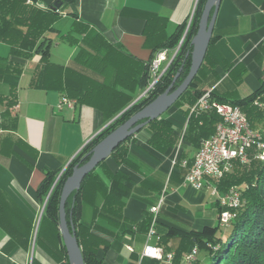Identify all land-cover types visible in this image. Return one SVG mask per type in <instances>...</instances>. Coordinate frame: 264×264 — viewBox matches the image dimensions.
<instances>
[{
    "label": "crops",
    "instance_id": "0c3cea01",
    "mask_svg": "<svg viewBox=\"0 0 264 264\" xmlns=\"http://www.w3.org/2000/svg\"><path fill=\"white\" fill-rule=\"evenodd\" d=\"M55 1L26 4L46 11ZM197 2L74 0L61 5L51 28L43 33L50 41L49 61L71 69H54L60 80L44 75L41 55L34 48L18 55L0 40V61L14 70L0 79V264H69L63 258L55 260L34 243L44 206L38 189L45 173L59 175L84 143L109 123L117 107L138 98L143 89L141 65L151 64L162 50L166 59L159 71L165 69L177 51L165 44L184 26L183 39ZM75 22L80 27L75 28ZM211 38L216 63L211 83L205 87L219 93L235 91L240 97L256 90L264 73V0H221ZM62 85L68 95L81 97L79 101L70 97L76 101L72 108H56L63 96L58 88ZM13 93L16 102L8 108ZM191 106L182 103L161 115L172 125L173 146L152 147L145 126L126 140L124 162L108 156L93 169L100 190L122 198L125 220L139 223L147 212L155 218L156 235L148 243L164 252L181 248L185 253L183 234L214 226L212 218L217 221L221 192L214 191L215 180L204 177L196 187L186 181L187 171L180 164L197 150L187 136L183 138ZM100 190L94 191L87 182L78 219L94 224L92 232L108 242L105 251L97 252L102 264H151L156 259L142 255L147 231L133 227L118 235L119 230L99 215L104 204ZM206 198L210 208L203 206ZM25 220L31 221L33 232L27 247L13 243L10 236L22 229Z\"/></svg>",
    "mask_w": 264,
    "mask_h": 264
},
{
    "label": "trees",
    "instance_id": "16d2710c",
    "mask_svg": "<svg viewBox=\"0 0 264 264\" xmlns=\"http://www.w3.org/2000/svg\"><path fill=\"white\" fill-rule=\"evenodd\" d=\"M30 1L35 4L38 0ZM58 1L62 2V6H68L74 2V0ZM204 3L205 0H198L192 21L183 39H181V35L184 26L171 41L165 44L167 48H177V51L153 87L144 95H139L137 99L132 98L117 107L108 117L107 122L109 123L72 158L60 175L55 176L54 172L49 171L45 173L38 189L39 199L44 202V206L34 235V243L40 245L55 260L63 258L68 261L67 252L58 228L59 197L64 180L71 174L72 168L76 164L81 165L88 160L92 148L105 135L161 94L171 83L180 67L182 68L172 89L182 82L190 67L191 39L197 30ZM34 4L28 5L26 0H0V40L8 43L11 47V52L18 55H26L34 48V51L41 55L44 75L55 78L57 75L54 73V69L71 70L68 67L55 65L49 61L50 41L43 37L45 30L51 28V23L56 19V11L59 8L41 11ZM6 14H10V18H5ZM73 26L75 28L80 27L79 23L76 22ZM212 41L213 38L210 39L203 63L198 69L196 76L172 106L182 103L193 105L204 92L209 90L205 86L207 84L209 86L211 83L212 77L210 76L214 75L216 63L210 52ZM0 63V79L4 77L5 72H10V70L14 72L9 64H5L3 61H0ZM149 68L150 63L141 65L142 74L140 81L143 84L141 93L151 81ZM57 77L60 80L61 76ZM15 82L13 81L12 86H15ZM58 88L63 90V96L68 98L75 97L76 101L81 99V97L68 95L64 91L65 85ZM210 95L212 99L220 103L238 106L245 113L249 125L264 133V73L260 77L258 88L245 97L238 96L235 91L219 93L215 88L210 90ZM15 102L16 99L13 93L8 108L12 107ZM219 120L220 117L213 110L197 114L192 113L189 116L186 133L183 138L187 136L189 141L198 148L201 140L209 137L214 132L215 125ZM146 127L151 134L149 144L152 147L163 150L173 146L175 143L176 136L173 134L172 125L163 116L151 121ZM126 140L120 143L110 154L117 162L126 160ZM187 160L190 161L191 159ZM88 181L91 182L94 191L100 190L99 182L95 181L92 170L84 177L79 189L73 191L67 198L65 204L66 218L68 224H72L75 229L84 264H102L97 252L99 249L105 251L108 247V242L92 232L94 224L86 225L78 219L82 191ZM114 182L115 178L113 177L112 183ZM52 185L53 187L49 192ZM234 185L239 186L241 205L233 210L234 216L227 225L223 226L219 222L220 212L227 207L220 206L217 203V222L214 226L206 227L202 231L191 230L183 234L184 238H186L185 246L188 247L185 253L193 246L197 248V254L192 264H264V160L251 159L249 163H241L239 160H235L231 172L222 177L217 183V189L224 193ZM100 191L104 195V204L99 215L104 217L109 225L119 230L117 232L118 235L132 231L133 227L147 231L152 219L148 212L141 222L129 223L122 216V198L117 195L106 194L103 189ZM22 223L26 227V233L23 234L22 226L19 232L11 233L10 236L13 243L27 247V244H30L33 239V232L31 233L32 224L30 220L22 221ZM4 224L2 223V226L6 228ZM169 234L170 231L167 235ZM183 251L184 249L181 248L176 249L173 252V258L170 263L155 260L151 264H180L185 254Z\"/></svg>",
    "mask_w": 264,
    "mask_h": 264
},
{
    "label": "built area",
    "instance_id": "2783aa9c",
    "mask_svg": "<svg viewBox=\"0 0 264 264\" xmlns=\"http://www.w3.org/2000/svg\"><path fill=\"white\" fill-rule=\"evenodd\" d=\"M26 2L29 3L31 1L26 0ZM165 54L166 50H162L151 61V81L140 96L151 89L163 73L164 69L159 71V66L165 61ZM75 103L74 99L62 96L58 100L56 108L61 109L64 106L72 108ZM210 110L216 112L220 117V120L215 125L214 132L209 137L201 140L190 161L182 160L180 164L187 171L185 179L188 183L197 187L200 185L199 182L202 178L210 177L215 180L214 191L216 192L217 182L231 172L235 160H239L241 163H249L251 159L264 160V133L249 125L245 113L238 106L220 103L212 99L210 90L204 92L195 101L190 108V114ZM93 137L87 140L83 147ZM218 203L220 206L227 207L219 214V222L225 226L234 216L233 210L241 205L239 186H231L226 192L221 193ZM155 235V218H152L146 232L147 243L142 250V255L150 259L170 263L173 258V252H164L159 245L148 243ZM196 254L197 248L195 246L191 247L182 257L183 264H192Z\"/></svg>",
    "mask_w": 264,
    "mask_h": 264
},
{
    "label": "water",
    "instance_id": "95a60500",
    "mask_svg": "<svg viewBox=\"0 0 264 264\" xmlns=\"http://www.w3.org/2000/svg\"><path fill=\"white\" fill-rule=\"evenodd\" d=\"M220 2L221 0H205L199 17L197 30L191 39L192 50L190 52V67L182 82L176 88L172 89L182 68L180 67L171 83L161 94L105 135L92 148L88 160L81 165L76 164L72 168L71 174L64 180L59 197L58 228L67 252L69 264H84V261L81 248L76 238L75 229L72 224H68L66 218L65 204L67 198L73 191L79 189L84 177L92 171L98 163L110 156L111 152L128 137L167 112L188 88L203 63ZM61 5L62 2L56 0L52 3L50 8L57 9Z\"/></svg>",
    "mask_w": 264,
    "mask_h": 264
},
{
    "label": "rangeland",
    "instance_id": "374dc122",
    "mask_svg": "<svg viewBox=\"0 0 264 264\" xmlns=\"http://www.w3.org/2000/svg\"><path fill=\"white\" fill-rule=\"evenodd\" d=\"M53 38H55V36H53ZM263 128V127H262ZM203 206H205V208H210L209 205H208V198H206L205 202H203ZM212 223L216 224V218H212L211 221ZM143 264H146L145 262Z\"/></svg>",
    "mask_w": 264,
    "mask_h": 264
}]
</instances>
